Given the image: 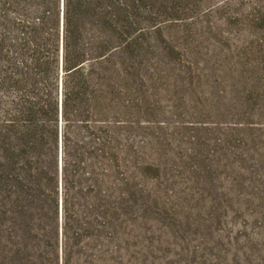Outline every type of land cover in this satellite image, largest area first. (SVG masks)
Instances as JSON below:
<instances>
[{
    "label": "rangeland",
    "instance_id": "1",
    "mask_svg": "<svg viewBox=\"0 0 264 264\" xmlns=\"http://www.w3.org/2000/svg\"><path fill=\"white\" fill-rule=\"evenodd\" d=\"M232 1L164 0L186 5L191 18L157 29L137 18L148 27L140 40L146 62L157 68L134 62L122 96L123 122L103 112L90 123L101 140L89 137L86 125L72 129L85 142L71 146L85 153L95 171L89 177L98 178L95 202L106 204L116 182L115 164L97 148L105 142L122 154L125 264H264V89L212 79L220 65L236 67L235 53L256 40L233 19L232 9L244 12L249 1ZM150 2L162 8L161 1ZM182 57L195 58L199 68ZM103 229L100 264H116L115 240Z\"/></svg>",
    "mask_w": 264,
    "mask_h": 264
},
{
    "label": "trees",
    "instance_id": "2",
    "mask_svg": "<svg viewBox=\"0 0 264 264\" xmlns=\"http://www.w3.org/2000/svg\"><path fill=\"white\" fill-rule=\"evenodd\" d=\"M154 1L162 8L147 0H65L60 37L59 0H0V264H100V226L107 240H115L116 264H125L122 154L105 142L97 148L115 164L116 179L111 198L97 203L98 178L89 177L95 171L87 167L85 153L71 146L83 148L85 142L72 129L86 125L94 140L90 123L103 112L120 125L129 69L134 62L157 68V62H146L140 45L148 29L140 19L157 29L191 18L186 5ZM247 1L244 12L232 9L233 19L256 40L235 53L236 67L220 65L212 78L217 84L236 81L246 91L264 89V1ZM144 9L151 15L142 16ZM179 60L199 68L195 58ZM143 80L153 85V79Z\"/></svg>",
    "mask_w": 264,
    "mask_h": 264
},
{
    "label": "water",
    "instance_id": "3",
    "mask_svg": "<svg viewBox=\"0 0 264 264\" xmlns=\"http://www.w3.org/2000/svg\"><path fill=\"white\" fill-rule=\"evenodd\" d=\"M64 0H61V30L62 33H64ZM61 46H62V51H63V39L61 40ZM61 63H63V58L61 57ZM62 72L64 73V71L62 70ZM62 103V101H61ZM62 107V104H61ZM62 127H61V148H60V162H59V166H60V171H61V176H60V188L61 190L63 189V180H62V168H63V150H62ZM60 219L61 222L63 220V215H62V200H61V212H60ZM61 234H62V227H61Z\"/></svg>",
    "mask_w": 264,
    "mask_h": 264
}]
</instances>
